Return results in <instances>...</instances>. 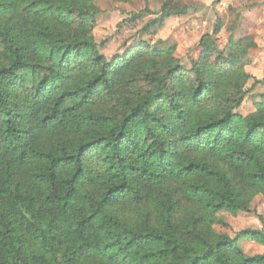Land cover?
Returning <instances> with one entry per match:
<instances>
[{"label": "trees", "instance_id": "16d2710c", "mask_svg": "<svg viewBox=\"0 0 264 264\" xmlns=\"http://www.w3.org/2000/svg\"><path fill=\"white\" fill-rule=\"evenodd\" d=\"M98 1L0 0V264H264L240 244L263 231L214 228L264 197V95L236 113L255 39L220 49L218 19L190 69L140 36L108 58Z\"/></svg>", "mask_w": 264, "mask_h": 264}, {"label": "rangeland", "instance_id": "374dc122", "mask_svg": "<svg viewBox=\"0 0 264 264\" xmlns=\"http://www.w3.org/2000/svg\"><path fill=\"white\" fill-rule=\"evenodd\" d=\"M167 2L183 9L187 8V13L168 17L156 35L147 34L142 28L161 16L162 7ZM97 5L101 13L97 16L94 35L100 51L108 58L119 52L124 42H131L140 36L152 43L161 40L166 45L176 44V57L186 69H190L192 61L199 58L200 41L206 34L213 32L218 19L225 23L221 33L214 37L220 49H224L228 44L230 33L227 27L233 22L236 23L237 39L252 36L258 45L250 52L252 64L246 70L260 80V83L251 80L247 84V97L236 113L246 117L256 110V102H260L264 95L263 0H222L216 6L212 5V0H133L130 3L100 0ZM140 13L142 16L136 23L130 21L121 25L124 20L129 21ZM251 210L249 213L238 215L222 213L229 227L215 225V230L231 237L247 230H259L264 233V197L257 196ZM240 244L249 255L264 254V245L251 238L241 239Z\"/></svg>", "mask_w": 264, "mask_h": 264}, {"label": "crops", "instance_id": "0c3cea01", "mask_svg": "<svg viewBox=\"0 0 264 264\" xmlns=\"http://www.w3.org/2000/svg\"><path fill=\"white\" fill-rule=\"evenodd\" d=\"M209 1H211V0H209ZM212 2H213V0H212Z\"/></svg>", "mask_w": 264, "mask_h": 264}]
</instances>
